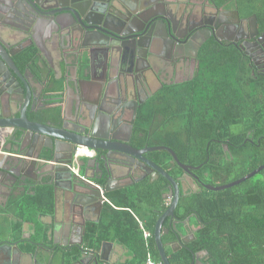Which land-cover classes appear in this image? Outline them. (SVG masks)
Returning a JSON list of instances; mask_svg holds the SVG:
<instances>
[{
	"label": "flooded vegetation",
	"instance_id": "af4514ba",
	"mask_svg": "<svg viewBox=\"0 0 264 264\" xmlns=\"http://www.w3.org/2000/svg\"><path fill=\"white\" fill-rule=\"evenodd\" d=\"M124 1L0 0V27L15 36L9 50L16 54L13 60L22 73L27 64L37 63L41 67L45 64L53 65L58 58H53L49 51L56 49L63 52L61 63H70L69 69H77L84 64L89 74L92 65L93 68L98 65L93 78L102 84L106 80L108 67L106 53L114 52L117 57L121 55V72L117 68L118 60L112 62L114 69L109 78L114 97L109 109L125 122L131 121L137 109L130 142L134 148L135 127L149 100L160 102L161 92L167 87L173 88L174 99L182 98L192 89L191 84L196 79L201 62L214 57L216 53L237 54L247 62L245 64L252 75L264 77V20L260 22L256 15L250 14L258 3L264 4V0H127L129 5ZM78 11L89 19L88 25L82 24V20L79 21L73 15ZM242 13L249 15L243 17ZM56 17L63 20V30L53 21ZM104 26L118 32L120 38L107 35ZM83 35L88 36L84 44L87 52H84V58L80 60L72 55L83 50L82 43L78 41ZM69 53L73 54L69 56ZM121 79H126L130 84L128 94H119L117 91ZM194 97L190 93L189 100L194 102ZM104 104L108 106L107 102ZM190 112L194 114V110ZM29 119L46 122L32 114ZM189 130L194 131L192 127ZM118 137L123 138L124 134H118ZM10 140L11 131L0 130V152L7 148ZM213 143L222 147V153L218 148L214 155L231 152L232 146L217 140H213ZM81 149V155L97 160L101 163L100 168H103L99 151ZM75 155L76 150L73 159L69 158L73 161L71 171L79 179L72 180L75 192H71L70 180L56 182L58 193L65 192L66 195L63 221L59 230L52 231V238L48 231L45 237L34 239L35 229H25L27 225L34 228L29 222L23 223L20 231H16L15 225L19 219L15 209L9 208V203L1 205L3 209L0 208V217L4 215L11 218L15 224H9L5 236L0 224V264H113L106 255L104 261H101L93 252V247H88V227L93 224L88 219L93 217V199L84 196L79 187L88 182L98 187L103 194L106 185H95L90 179L83 178L80 169L74 172ZM136 167L131 172V178L124 180L123 186L135 185L148 180V177L156 181L153 172ZM94 176L100 178L97 174ZM188 180L200 186L192 176L185 174L183 182ZM90 193L93 195V191ZM103 200L104 206L108 204L105 197ZM40 221L43 223L42 217ZM180 228L178 225L179 231ZM90 239L93 241V237ZM192 239L186 238V241ZM178 242L177 238L172 246Z\"/></svg>",
	"mask_w": 264,
	"mask_h": 264
},
{
	"label": "trees",
	"instance_id": "16d2710c",
	"mask_svg": "<svg viewBox=\"0 0 264 264\" xmlns=\"http://www.w3.org/2000/svg\"><path fill=\"white\" fill-rule=\"evenodd\" d=\"M250 14L262 22L264 4L258 3ZM248 15L242 13L243 17ZM245 63L237 54L216 53L201 62L192 89L182 98L174 99L173 88H164L161 101L149 100L139 117L135 148L167 147L182 164L200 167L194 174L215 187L240 180L264 166V77L252 75ZM190 93L195 95L194 102L189 100ZM213 140L232 146L231 152L214 155L218 148L222 153V147ZM146 156L179 183L177 221L189 219V224L196 227L194 239L174 252L176 232L170 220L164 223L163 228L170 230L162 235L170 264H196L195 256L200 253H207L201 264H264V170L237 191L234 189L238 187L212 192L196 183L198 189L194 191L185 188V173L170 153L160 150ZM232 176L236 178L229 180ZM169 189L164 178L153 183L144 180L126 187L118 197L110 196L109 201L119 210L106 206L101 221L89 225L88 247L98 255L103 243H118L128 257L120 264H146L149 252L155 261H161L154 232L157 221L171 205L166 198ZM9 208L15 209L19 219L16 231L29 222L35 228L34 239L45 237L49 228L38 217L41 210L53 212V188L41 186L34 198L13 199ZM179 226L183 231V225ZM8 229L2 225L4 236ZM143 230L151 234L148 246Z\"/></svg>",
	"mask_w": 264,
	"mask_h": 264
},
{
	"label": "water",
	"instance_id": "95a60500",
	"mask_svg": "<svg viewBox=\"0 0 264 264\" xmlns=\"http://www.w3.org/2000/svg\"><path fill=\"white\" fill-rule=\"evenodd\" d=\"M124 3L130 4L127 0ZM73 15L79 21L82 20V24L88 25L89 19L81 12L78 11L73 13ZM59 18L56 17L53 21L60 30H63V20L61 19V21ZM103 30L113 38L119 39L121 36L108 26H104ZM14 38L15 36L9 30H4L0 27V130L11 131V147L7 149L14 150L21 158L8 161L7 165H5L6 159L0 160L1 189L12 191L16 185L22 188L26 187L27 180L37 182L38 179H33L26 173V170H29L35 174L37 172L40 173L43 178H50L54 182L55 187H57L56 182L59 179L70 180L71 192L74 193L75 189L72 186V180L79 181L71 171L73 163L71 159H73L75 150L85 148L93 152L99 151L102 154L100 160L104 164L103 168H100L101 163L93 158L85 162L82 167L86 170V175L87 172L91 171L94 174H98L101 179L108 180V183L103 188V194L98 187L88 182H84L79 187L84 196L93 199V210L100 211L104 207L103 197L106 198V193L110 191L109 186L131 178V172L134 167L139 166L141 169L153 172V175L157 177L156 181L164 178L170 184L168 199L171 200V205L157 221L154 232V240L160 260L163 264H170L166 248L162 242V235L168 234L170 230L163 228L164 223L167 219H170L171 227L177 234L179 242L172 246L173 251L176 252L190 243V241H186L184 235L177 229L180 224L186 229L189 219L181 223L177 221L175 216V211L180 201L179 183L145 155L154 151H167L186 175L192 176L201 188L212 192H223L232 189L246 183L264 170V166H262L240 180L215 187L204 184L193 174L200 167L194 168L182 164L176 153L167 147H146L142 150L134 148L130 142L137 109L129 122L121 121L115 112L109 109L110 105L113 104L114 97L109 78L111 71L114 69L112 62L115 59L118 60L117 68L121 72L123 65L121 55L118 54L119 56L117 57V54L108 51L105 55L108 61L105 82L99 84L93 82L92 79V81L88 82L87 88L74 90L75 99L72 109L66 110L63 105L58 104L59 99L54 98L58 93L45 92L51 90V88H48L46 81H43L42 67L39 64H37L35 72L32 71L31 64H27L24 73L20 71L13 60L16 54L9 50ZM87 38V35L81 36L78 41L82 43L83 50L75 53L76 55L69 53V56L72 55L83 60L84 52H87V50H84L87 49L84 48ZM66 65L70 67V63H66ZM84 67L85 65L81 64L80 67H77V70H83L84 76H86L88 74L87 68L84 69ZM117 88L119 94H128L130 92V84L126 79H121ZM105 102L108 104L107 107L104 106ZM30 114L39 116L46 122L32 121L29 119ZM124 129L127 131H124ZM118 134H124V137L119 138ZM13 161L16 164H13ZM18 170L20 171L19 174L16 172ZM148 180L149 183L155 181L152 177H148ZM124 187L127 186H122L121 188ZM90 191H93V195ZM55 192H57V188ZM65 195L64 192V197ZM110 248L109 243H103L101 251L97 255L101 261H104L105 255L109 253ZM205 255L207 253L196 255V264H201L200 258ZM105 261L108 262L109 260L106 259Z\"/></svg>",
	"mask_w": 264,
	"mask_h": 264
},
{
	"label": "crops",
	"instance_id": "0c3cea01",
	"mask_svg": "<svg viewBox=\"0 0 264 264\" xmlns=\"http://www.w3.org/2000/svg\"><path fill=\"white\" fill-rule=\"evenodd\" d=\"M49 52L50 55L57 59L54 61V64H45L42 67V72H43V81H46V86L49 88H51V90H47L45 91L46 93H58L57 95L54 96L55 99H59V103L64 106V108L67 110L72 109L73 106V101L75 99L74 96V90L79 89V88H87L88 87V82L92 81L96 82V79L93 78V72H97L98 71V65H96L95 63V68H91V72L89 74H87L86 76H84V72L82 71H78L76 68H72L69 69V67L66 64L61 63L62 62V58H63V52H61L60 50H50ZM43 56V55H42ZM57 61V62H56ZM37 67V63L32 65V71L35 72ZM85 68V67H84ZM79 72V75H78ZM78 75V77L76 76ZM59 108V107H58ZM61 109V108H60ZM59 109V110H60ZM11 141V140H10ZM11 147V143L7 145V148ZM7 148L4 149V151L0 152V160H5V165H7L8 161L11 160H17L18 158H20V156L18 155L17 152H15L14 150H8ZM76 159V164L74 165L75 167L73 168L74 172H77V170L80 169L81 171V176L85 179H90V181H92L95 185L100 184V185H106L108 183V180L105 179H96L94 176V172H87L86 175V170L84 169V167H82V165L89 161L91 158H88L86 156H83L80 154V156L74 157ZM10 159V160H9ZM21 159V158H20ZM13 161V164H16V162ZM7 168V166H6ZM18 172V174L20 173V171H16ZM26 173L33 179H38L37 182H35L34 180H27V186L26 187H20L18 185H16V187L12 190V191H7L4 188H0V208L1 205L3 204H7V203H12L13 199H19L22 198L23 196H28V197H32L34 198L36 193H37V189L40 188L41 186H50L53 188L54 191V210L51 214L46 213V210H41V212H39V217L38 219L40 220V218L42 217L43 220V225L45 227L49 228V237L52 238V231H56L60 229V225L62 224L63 218H62V213L64 211V193L63 194H59L58 191H56V187L54 185V182L50 179V178H43V176L37 172V174H35L33 171H29L26 170ZM98 175V174H97ZM60 181V179H59ZM125 183V181L122 182H118L115 183L114 185L109 186V192L106 193V199L109 201V197L110 196H115L118 197L120 196V194L122 193V191L126 188H121L123 186V184ZM185 184V182H184ZM99 186V185H98ZM198 189V188H197ZM195 189V190H197ZM193 190V189H192ZM194 190V191H195ZM36 191V192H35ZM169 194H167L166 198L168 199ZM111 204V205H110ZM110 204H106L103 207L102 210H93V217L90 216L88 219V222H93V224H98L101 221V217L103 214L104 209L106 208V206H111L113 209L115 210H119V208L115 207L111 202ZM5 206V205H4ZM3 209V208H1ZM0 209V210H1ZM14 210V209H13ZM17 210V209H16ZM43 211V212H42ZM137 219V218H136ZM139 221V220H138ZM190 222V221H189ZM189 222L187 223V227L186 229H183V231H180L184 236L185 239H192V236L195 234L196 231V227L195 226H191L189 224ZM0 224L4 225V226H9V224H15L14 220H12L11 218H6L4 215L0 217ZM141 228L142 224H140ZM25 229L27 231L35 229L32 228L31 226L27 225L25 227ZM33 231V230H32ZM193 240V239H192ZM190 240V242L192 241ZM105 243H109L111 248L109 249V253H106L107 258L113 261V264H120L123 263L128 257L126 254V251L121 248L119 246L118 243H112V242H105ZM204 256H201V258ZM200 258V259H201Z\"/></svg>",
	"mask_w": 264,
	"mask_h": 264
},
{
	"label": "built area",
	"instance_id": "2783aa9c",
	"mask_svg": "<svg viewBox=\"0 0 264 264\" xmlns=\"http://www.w3.org/2000/svg\"><path fill=\"white\" fill-rule=\"evenodd\" d=\"M82 150L83 149H81V148H78L76 150V157H78L81 154ZM88 156L90 157V154L89 153H88ZM105 201L110 204V202H108L107 200H105ZM143 232H144V238H145V240L147 242V246H148V242L151 239V234L149 232L145 231V230H143ZM146 264H163V263L161 261H158V262L155 261L153 259V257H152V254L149 252L148 255H147V259H146Z\"/></svg>",
	"mask_w": 264,
	"mask_h": 264
},
{
	"label": "rangeland",
	"instance_id": "374dc122",
	"mask_svg": "<svg viewBox=\"0 0 264 264\" xmlns=\"http://www.w3.org/2000/svg\"><path fill=\"white\" fill-rule=\"evenodd\" d=\"M236 177L235 176H232V177H230V179L229 180H233V179H235ZM239 186H241V185H239ZM239 186H236V187H238V188H236V189H234V191H237V189L239 190ZM185 188L187 189H189V188H191V189H193V190H195V189H197V186L196 185H194L190 180H188V181H186L185 182ZM226 191V190H225ZM224 192V191H223Z\"/></svg>",
	"mask_w": 264,
	"mask_h": 264
}]
</instances>
